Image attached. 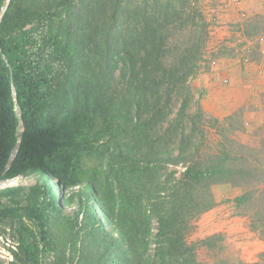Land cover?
<instances>
[{"label":"trees","instance_id":"16d2710c","mask_svg":"<svg viewBox=\"0 0 264 264\" xmlns=\"http://www.w3.org/2000/svg\"><path fill=\"white\" fill-rule=\"evenodd\" d=\"M195 1H7L0 181L37 174L32 185L0 189V233L16 223L19 240L9 264H40L51 250L54 264H132L133 243L147 249L152 217L155 255L138 264H194L188 220L214 205L209 188L218 182L247 186L234 202L249 203L264 235V148L235 143L228 116L212 119L218 137L200 154L204 142L191 141L182 114L188 95L170 116L173 94L199 68L203 38L193 35L169 60L168 30L187 24L182 14ZM85 154L99 163L87 176ZM182 161L168 200L160 166ZM252 264H264V252Z\"/></svg>","mask_w":264,"mask_h":264},{"label":"rangeland","instance_id":"374dc122","mask_svg":"<svg viewBox=\"0 0 264 264\" xmlns=\"http://www.w3.org/2000/svg\"><path fill=\"white\" fill-rule=\"evenodd\" d=\"M7 1L5 0L1 8L0 17ZM63 1V5H68L67 0ZM228 1L197 0L194 5L190 3L189 5L193 8L195 7L197 12L192 8V13V9L190 10V8L186 7V11L182 16L188 18L187 24L171 27L168 30V52L170 53L167 54L169 60L180 57V51L186 42L190 39L192 40L193 35H196V38L198 35L200 40L203 38L201 49L195 57V59L197 58L196 62L199 68L185 81V85L189 91L187 88V90L177 89L175 95L173 94L174 99L171 104L172 113L170 116L172 117L176 114L179 108H181L180 104L184 95H188V102L182 109L184 122L187 126V132L192 133L191 141L203 140L204 143L200 154L203 152L206 155L211 152L207 148L218 137L215 127L210 125L213 122L212 119L218 118L222 122L223 118L228 116L230 118L222 123H226L228 136L233 138L235 143L244 144L252 149L254 148V150L264 148V124H259L255 118L254 120L252 116L246 114L256 109L259 96L256 95L257 99H253V101L248 103L247 98L251 96L248 93V89L239 88L232 96L235 100L231 111L224 115H214L204 110L201 104V101L212 100L213 98L208 91H202L199 88L201 83L197 77L214 71L218 64L222 62L226 63V65L228 63H236L240 66H246L251 63L261 67L264 61V13L248 14L240 9L233 12L230 9ZM54 8L57 7L54 6ZM29 26L27 25V27ZM178 52L179 54L177 55ZM116 74L118 75V71ZM224 79L226 83L228 79ZM225 94L222 95V99ZM261 97L263 98L262 95ZM16 109L18 110L17 107ZM191 118L193 120L194 118H200L195 122L197 126L193 131L190 129L192 128ZM236 146L232 145L235 149H240ZM196 157L197 155H194V158ZM98 164V160L94 155L85 154L81 166L87 176ZM185 165L182 161L160 166L158 173L160 176L159 180L161 185L166 187L165 193L168 196V200L171 188L177 183L176 180L184 171ZM36 181L37 174L34 173L24 179H15L8 185L19 184L29 186ZM246 188L247 186L244 185L233 186L222 182L210 185L209 189L215 201L214 205L210 209L190 218L188 220L190 227L187 228L184 235L187 245L192 246V263L236 264L237 262H243L252 264L258 260L259 254L264 252V235L260 231L261 227H258L256 222H253V210L250 209L249 203L245 202L237 205L234 202L235 196L245 192ZM201 189L198 187V191H201ZM183 201L187 203V200ZM64 211L65 214L70 212L69 209H65ZM8 224L2 225V229ZM157 228V219L154 217L150 218V231L146 237L148 243L147 249L142 251L143 248L139 242H134L132 250H135V252L140 250L142 253H136V258L132 264H138L139 261L146 258L149 260L153 258L157 244ZM113 234L116 235V231ZM39 256L40 264H54V250L40 253ZM180 262L183 263L182 260ZM186 264L190 263L187 262Z\"/></svg>","mask_w":264,"mask_h":264},{"label":"crops","instance_id":"0c3cea01","mask_svg":"<svg viewBox=\"0 0 264 264\" xmlns=\"http://www.w3.org/2000/svg\"><path fill=\"white\" fill-rule=\"evenodd\" d=\"M228 4L233 12L240 9L248 14L264 13V0H229ZM224 78L228 79L226 83ZM197 79L201 83L199 88L202 91H208L213 98L212 100L201 101L204 110L214 115L228 113L231 111L235 100L232 98L234 93L239 88H247L248 93L251 95L250 98H247L248 103L253 99H257L256 95L259 96V101L256 109L246 114L252 116L253 119L255 118L259 124H264V61L261 67L251 63L240 66L236 63L226 65L222 62L218 64L214 71L200 75ZM224 84L225 86H223ZM222 93H226L223 99ZM209 94L207 93V95Z\"/></svg>","mask_w":264,"mask_h":264},{"label":"built area","instance_id":"2783aa9c","mask_svg":"<svg viewBox=\"0 0 264 264\" xmlns=\"http://www.w3.org/2000/svg\"><path fill=\"white\" fill-rule=\"evenodd\" d=\"M16 223L7 225L0 233V259L3 264H9L14 260V252L18 250L19 240L16 235Z\"/></svg>","mask_w":264,"mask_h":264},{"label":"clouds","instance_id":"9594fccd","mask_svg":"<svg viewBox=\"0 0 264 264\" xmlns=\"http://www.w3.org/2000/svg\"><path fill=\"white\" fill-rule=\"evenodd\" d=\"M24 179V177H21V176H17V177H14V178H11V179H6V180H3V181H0V189L2 188H5V187H10V186H18L19 184H16V185H8L9 183H11L13 180L15 179Z\"/></svg>","mask_w":264,"mask_h":264}]
</instances>
